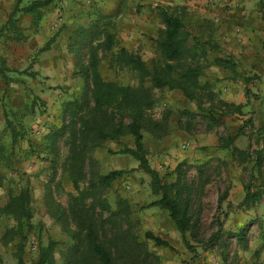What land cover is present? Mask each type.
<instances>
[{"label":"rangeland","instance_id":"1","mask_svg":"<svg viewBox=\"0 0 264 264\" xmlns=\"http://www.w3.org/2000/svg\"><path fill=\"white\" fill-rule=\"evenodd\" d=\"M19 1L20 5L25 3V0ZM196 1H199L197 8L190 7L183 12L185 28L201 42L214 43L218 48L205 44L204 55L186 61H194L202 68L199 81L206 84V89L198 91L197 99L189 100L179 89L153 88V106L146 115L154 121H161L164 133L142 132L149 165L157 170L162 182H174L175 168L181 165L186 181L194 185L192 210L196 232L193 236L188 232L187 239L195 252L184 244L167 212L153 204L159 196L151 189V176L140 168L138 160L120 152L124 147H133L130 135L106 141L89 151L84 158L80 178L68 167L66 134L57 135L53 154L44 157L40 152L44 136L61 128L64 118L65 123L68 122L66 103L88 90L83 77L76 73L78 56L68 47L77 41L75 28L70 29V33L60 31L63 48L56 52L58 58L71 63L66 68L68 84L59 85L53 79L47 82L50 77L42 74L30 77L13 71L9 75L22 82L6 85L0 78V142L5 144L7 154L17 161L11 168L0 170L4 175L0 184V203L20 187L30 188L33 211L28 220L29 228H23L27 239L20 242L24 245L21 253L26 264H33L39 247L49 240L55 243L51 264H67V256L71 253L87 252L84 230L79 222L88 217L93 220L99 241L110 249L118 264L123 261L131 264L134 261V264H264V177L257 172L254 154L257 149H264V131L259 129L264 124V98H254L255 94L251 93L250 107L239 116L221 115L213 121L208 111L212 104L217 105L223 99L224 90L230 87L237 89L236 80H241L242 75L246 77L247 74L237 69L241 63L226 48L225 42L229 41L230 31L239 44L242 40L237 35L242 34L244 28L264 27V0H245L249 9L254 11L246 16L233 12L239 8L227 0L217 3ZM16 2L0 1V25ZM159 7L146 10L145 3H132L130 12L125 11L121 16L104 12L107 16H94L90 21L92 25H87L88 20L85 19L88 38L93 37L94 30L99 31L92 44L97 49L98 67L103 79L131 86H137L140 81L134 70L116 64L110 52L104 49L106 31L113 36L114 50L122 46L138 55L148 66H152L154 61L164 64L158 47L159 29L163 27L159 21ZM59 22L58 19L52 25L53 31ZM23 24L27 26L28 22ZM82 56L88 59L86 49ZM4 64L8 69H15ZM143 81L146 87L153 85L149 77ZM35 83L43 87L48 85L47 89L53 90L50 92L54 97L43 100V103L39 96L32 95ZM32 102L36 105L31 113L26 105ZM5 113L12 122L17 119L26 129L24 138L13 144L10 130L6 129ZM235 131H240V134L233 144L221 147ZM112 169L125 172L110 185H100L97 177ZM238 180L244 190L261 192L257 199L243 202V208L232 209V203L226 198L232 182ZM0 224L4 227L0 252L10 253L6 259L2 257L1 264H17L15 254L19 237L3 241V234L8 228L16 229L19 223L2 216ZM146 231L166 239L170 247L154 245L145 237ZM74 232L78 234L76 238L71 236ZM121 233L128 236L125 238L129 241L130 250ZM241 233L244 237L238 240ZM75 245L78 246L76 251Z\"/></svg>","mask_w":264,"mask_h":264},{"label":"trees","instance_id":"2","mask_svg":"<svg viewBox=\"0 0 264 264\" xmlns=\"http://www.w3.org/2000/svg\"><path fill=\"white\" fill-rule=\"evenodd\" d=\"M53 0H30L21 4L19 0L15 3L12 11L9 13L6 21L0 26V36L8 33L9 39H19L22 32L18 26V14L23 13L30 15L33 27H37L43 19V8L49 5ZM182 10V9H181ZM178 7L161 6L158 8L159 21L163 25L159 29V54L164 62L154 61L152 66H148L138 55L127 51L125 48H115L113 36L106 31V42L104 49L110 52L114 62L119 65H125L134 70L140 81L137 86L122 85L115 81L105 80L99 71V63L97 60V49L92 44L94 36L98 34V30H94L93 37H87L88 30L79 27L77 41L68 45L69 51L75 52L78 56V68L76 73L81 75L86 83L85 89L79 96L71 99L66 103L67 110L61 128L51 130L44 136L40 152L47 157L54 153L57 135L63 133L67 135L66 144L68 146V167L71 173L81 177L84 168V158L87 153L95 147L102 146L106 141H115L124 135H130L133 139V147H124L120 152L130 154L139 162V166L151 176V189L159 198L153 202L163 208L169 218L172 220L176 229L181 233L184 244L193 252L194 248L187 239V233L195 235L196 225L194 211L192 210L194 188L192 183L186 181L184 173L181 171V165L175 168L176 178L174 182L164 183L157 170L153 169L146 157V147L143 142L142 132L151 133L163 132L164 125L161 121H154L146 115V111L152 108L154 102L153 88L179 89L182 94L189 100L197 99L198 91L206 89V84H201L199 77L202 75V68L198 63H187L186 60L204 55L206 51L205 44L211 48L217 49V45L211 42H201L195 35L185 28L183 12ZM92 25V23H91ZM95 26V25H94ZM91 42V43H89ZM48 47V44L45 48ZM88 59H84L82 51L85 50ZM219 60V59H218ZM18 74H26L34 76L32 71H18L17 69H8L4 60L0 57V78L8 85L14 82H21L9 75L10 72ZM149 77L152 86L146 87L144 79ZM247 81V78L245 79ZM248 91V90H247ZM35 99H38L35 97ZM35 102L26 105V108L32 113L34 111ZM241 104L228 103L219 100L217 105L212 104L209 111V118L213 121L216 116L228 114H241ZM220 110V111H219ZM217 111V114L215 113ZM219 111V112H218ZM6 129L11 133V144L17 139L24 138L26 134L25 126L17 119L12 122L8 114H4ZM19 119V117H18ZM250 120V119H249ZM260 132L264 131V124L259 128ZM157 131V132H156ZM164 133V132H163ZM240 133V131H239ZM235 136H230L221 147H229L232 145ZM239 154L243 152L239 149ZM34 153V151H32ZM255 154V166L258 174H261V167L264 160V149H257ZM40 155V154H39ZM17 161L11 158V154H7L5 144L0 142V170L1 168H11ZM201 172V169L199 168ZM122 169H112L107 173L97 177V181L102 186H108L116 179L124 174ZM4 175L0 171V184ZM75 179V178H74ZM73 179V180H74ZM76 183V181H75ZM92 184V180H89ZM245 202L255 200L259 197L261 190L249 192L245 189ZM226 195V194H225ZM31 191L28 186L20 187L16 193L8 195L4 202L0 203V218L2 216L12 218L19 223L15 228H8L3 234V241L12 240L13 237H19L18 251L15 254L17 264H26L22 258L23 243L27 239L26 229L29 228L28 220L32 215ZM219 200L220 197H219ZM81 214V213H80ZM84 233L83 238L87 252H74L67 258V264H118L110 249L99 241L97 231L95 229L92 218L81 220ZM25 226V230H23ZM219 232L216 233V235ZM123 240L129 249L128 239L121 233ZM145 237L150 239L156 246L170 247L166 239L146 231ZM76 238L78 234L71 235ZM9 239H6V238ZM243 234L238 235V240L243 238ZM72 238V239H73ZM5 239V240H4ZM55 243L49 240L45 245L39 247L37 259L33 264H51L53 261L52 250ZM129 246V247H128ZM75 251L78 246L75 245ZM130 250V249H129ZM129 253V251H127ZM135 263V261H134ZM132 263V264H134ZM122 264H131L125 263Z\"/></svg>","mask_w":264,"mask_h":264},{"label":"crops","instance_id":"3","mask_svg":"<svg viewBox=\"0 0 264 264\" xmlns=\"http://www.w3.org/2000/svg\"><path fill=\"white\" fill-rule=\"evenodd\" d=\"M0 1L7 3L13 2L14 0ZM27 1L30 0H25V3ZM210 1L212 3H217L221 0ZM228 1L238 6L239 10L233 11L237 14L246 16L254 12L249 9L245 0H227V2ZM139 2L145 3L146 10L151 8L154 9L155 6L171 5V7H174L175 5V7H178L180 10L182 9V12L189 10L190 7L194 8L199 4V1L196 0H53V2L43 8L44 16L37 27H33L30 15L23 13L18 14V26L22 32V36L19 39H9L8 33L1 35L0 57L10 68L32 71L35 73L34 76L40 74L49 76L50 78L46 80L47 82H51L53 79L55 82H58L59 85L68 84L69 78L65 79L66 74H68L66 68L70 66L71 63L58 58L56 53L59 49L63 48V44L59 37L60 31L67 30L68 32L70 29H78L79 27L85 28V19L88 20L86 24L91 25V19L94 16L99 17L102 16L101 14L105 15L106 13L104 12L121 16L125 11L130 12L132 3L136 4ZM233 12L231 13L234 14ZM6 19L7 16L3 23ZM58 19L60 22L53 31L52 25H55ZM24 22H28V25H24ZM70 32L72 31H69V33ZM237 37L242 40L239 44L236 42V39H234V33L230 31L228 34L229 41L225 42V46L228 50H231L232 54L240 61L241 64L237 69L241 70L242 74L243 72L247 74L246 77L248 78L246 81V77L242 75L241 80L237 79L235 82L237 83V89H232L230 87L224 90L222 93V100L228 103L241 104L240 115H242L244 110L248 109L251 105V93L255 94L254 98H264V27H246L242 31V34H238ZM47 44L48 47L45 48ZM17 65H21L22 67L18 68ZM19 80L22 82L21 79ZM3 83L5 84L4 80ZM45 87L47 89L48 85ZM45 87L38 83H35L33 87L34 92L32 95L39 96L42 102L43 100H49L50 97H54L50 92L53 90L47 89L46 91ZM240 87H242V91H240ZM71 91L73 90L71 89ZM237 114L238 113H235L234 115ZM226 119L229 121L228 118ZM226 119L222 118L223 121H226ZM235 132L230 134L231 136H235L233 142L240 134L239 131ZM259 147L262 146L260 145ZM260 176L264 177L262 167ZM244 197L245 190L243 184H241L240 180H238V182L233 181L226 198L232 203V209L243 208V202H245L243 201ZM3 230L4 227L0 224V237ZM7 254H10L9 251L0 252V264L3 259L2 257L5 259L8 257L6 256Z\"/></svg>","mask_w":264,"mask_h":264},{"label":"built area","instance_id":"4","mask_svg":"<svg viewBox=\"0 0 264 264\" xmlns=\"http://www.w3.org/2000/svg\"><path fill=\"white\" fill-rule=\"evenodd\" d=\"M38 132V131H37Z\"/></svg>","mask_w":264,"mask_h":264}]
</instances>
